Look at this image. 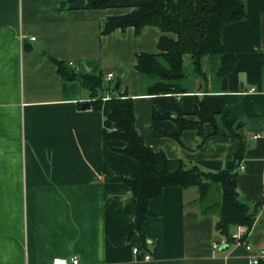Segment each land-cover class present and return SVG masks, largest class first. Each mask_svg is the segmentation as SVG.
Wrapping results in <instances>:
<instances>
[{
  "label": "crops",
  "instance_id": "crops-1",
  "mask_svg": "<svg viewBox=\"0 0 264 264\" xmlns=\"http://www.w3.org/2000/svg\"><path fill=\"white\" fill-rule=\"evenodd\" d=\"M246 2L247 18L222 30L226 50L219 66L235 67L216 89L200 85L193 93L148 96L136 58L158 53L163 34L152 26L139 36L133 28L100 33L107 17L129 14L143 2L114 0L97 10L86 0H0V264H53L73 257L79 264L264 260V0ZM53 60L73 63L83 74L112 73L121 93L134 99L136 130L146 146L209 173L235 165L239 140L213 136L200 146L195 131H184L178 145L169 136L179 133L177 124L156 118L164 112L192 115L205 96L209 110L218 112L222 95H241L228 119L244 125L247 142L240 164L245 170L238 172L241 200L262 206L255 226L245 232L251 251L215 232L216 218L202 214L193 187L165 188L151 201L149 245L142 247L132 236L136 200L127 184L110 181L140 180L142 167L120 153L126 142L104 141L103 114L82 107L90 102L89 91L64 81Z\"/></svg>",
  "mask_w": 264,
  "mask_h": 264
},
{
  "label": "trees",
  "instance_id": "trees-1",
  "mask_svg": "<svg viewBox=\"0 0 264 264\" xmlns=\"http://www.w3.org/2000/svg\"><path fill=\"white\" fill-rule=\"evenodd\" d=\"M77 2L78 0H70ZM97 10H104L114 0H86ZM136 1V0H135ZM143 2L125 15L107 17L101 23V36L117 30L133 28L139 36L147 27L157 28L163 36L157 43L158 53H141L136 58V71L150 83L143 86V92L153 95H182L193 93L198 83L205 89H216L218 82L233 71L235 63L222 68L219 58L225 53L222 30L226 25L238 23L247 15L246 0H138ZM64 81H76L90 93L89 109L103 114V138L106 142L123 141L125 150L120 151L138 162L142 167L140 180L113 178L110 181L127 184L136 200L135 228L133 235L141 239L147 248L146 222L153 218L150 203L163 194L165 188H196L198 205L202 214L215 220V232L227 243L233 244L232 230L246 228L249 233L256 224L261 203L250 206L241 200L238 191V169L243 161L247 142L244 125L230 122V106L240 101L241 95H222L221 109L211 112L207 97L198 99L194 114H173L164 112L157 120H172L179 127V133L169 135L182 145L184 131H195L200 136V146L213 136L238 139L240 149L234 154L235 165L214 173L203 171L198 166H189L181 159H168L162 151H153L146 146L143 137L136 130L134 99L121 85L115 89L113 82L107 83L103 73L83 74L66 63L53 60ZM264 74V60L262 63ZM188 71L194 74L192 80ZM211 127L207 134L206 127ZM217 187L221 193L218 201H207L211 191ZM247 234L244 236L246 240ZM259 264H264V260Z\"/></svg>",
  "mask_w": 264,
  "mask_h": 264
},
{
  "label": "built area",
  "instance_id": "built-area-1",
  "mask_svg": "<svg viewBox=\"0 0 264 264\" xmlns=\"http://www.w3.org/2000/svg\"><path fill=\"white\" fill-rule=\"evenodd\" d=\"M21 38H22L23 41L27 40L24 35L21 36ZM30 40L34 41L33 38H31ZM72 65H73V63H70V66H72ZM104 79H105V81L107 83L113 82L114 81V75L112 73H109L107 75H104ZM244 170H245V166L241 165L239 167L238 172H243ZM263 191H264V187H263ZM237 230H238V232L232 234V236H233L232 238H233V241H234L233 244L238 245V246H244L247 250L251 251V247L249 246V244L246 242V240L244 241V237H245L244 235H245V232H246V228L241 227V228H238ZM217 247H218V244L216 243L214 245V249H216ZM133 252H134V254L140 253L138 248L133 249ZM145 253H146V255H145L144 259L147 260V261L151 260L152 259L151 254L148 253V252H145ZM53 264H79V258L78 257H73L70 260L64 259V258H56L53 261ZM251 264H259V260L258 259H253V261H251Z\"/></svg>",
  "mask_w": 264,
  "mask_h": 264
},
{
  "label": "rangeland",
  "instance_id": "rangeland-1",
  "mask_svg": "<svg viewBox=\"0 0 264 264\" xmlns=\"http://www.w3.org/2000/svg\"><path fill=\"white\" fill-rule=\"evenodd\" d=\"M188 74H189V76L191 77V79L192 80H195L196 79V77H194V74L193 73H191V71H188ZM117 80H115L114 82H113V85H116L117 84ZM148 83H150V81H149V79H147V78H144V81H143V85H142V87L144 86V85H148ZM200 85H201V83L199 84L198 83V86H197V88L195 89L196 91L198 90V88L200 87ZM203 86V85H202ZM204 87H202V89H203ZM205 89V88H204ZM221 199V193H220V191H219V189L217 188V187H214L213 189H212V191H211V195H210V198L207 200V201H209V202H211V201H218V200H220ZM236 229H238V228H236Z\"/></svg>",
  "mask_w": 264,
  "mask_h": 264
},
{
  "label": "water",
  "instance_id": "water-1",
  "mask_svg": "<svg viewBox=\"0 0 264 264\" xmlns=\"http://www.w3.org/2000/svg\"><path fill=\"white\" fill-rule=\"evenodd\" d=\"M120 85H121V83L117 82V84L115 85V89L118 90L120 88ZM82 107L87 109V108L90 107V104L89 103H84V104H82Z\"/></svg>",
  "mask_w": 264,
  "mask_h": 264
}]
</instances>
